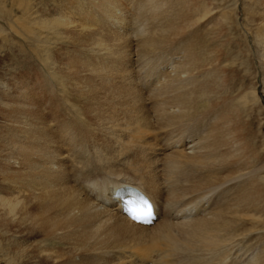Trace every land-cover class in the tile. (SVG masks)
I'll list each match as a JSON object with an SVG mask.
<instances>
[{
    "label": "bare ground",
    "instance_id": "obj_1",
    "mask_svg": "<svg viewBox=\"0 0 264 264\" xmlns=\"http://www.w3.org/2000/svg\"><path fill=\"white\" fill-rule=\"evenodd\" d=\"M0 1V264H264L260 91L246 62L240 88H224V29L202 53L182 38L209 2L178 0L161 19L160 0ZM242 2L264 47V0ZM132 5L151 17L134 22ZM26 49L28 68L13 61ZM122 183L153 196L152 225L111 199Z\"/></svg>",
    "mask_w": 264,
    "mask_h": 264
},
{
    "label": "rangeland",
    "instance_id": "obj_2",
    "mask_svg": "<svg viewBox=\"0 0 264 264\" xmlns=\"http://www.w3.org/2000/svg\"><path fill=\"white\" fill-rule=\"evenodd\" d=\"M7 1H9V6L8 7H10L11 6V3H10L11 0H7ZM133 1L139 2L140 0L139 1L138 0H133ZM202 1L209 2V5L210 4L212 5L211 8H213L212 9L213 11H210V13L208 14V16H204L201 19L197 18V20L195 21L196 23L192 26L193 28H191L189 30L190 31L189 33H192V34H190V35H184L182 38L183 39L185 38L184 40H191V39L192 40H195V37H196V41H199L200 43H202V44H200L201 45V48L199 47V49L196 50V52L197 53H202L204 51L206 45L208 44L207 43V40H209L211 38V36L214 35V34L211 35L212 30L214 28L224 29L223 36L220 38V40H224V39H227V38H230L231 37L229 39L230 41H228L229 44H230V47L227 50L228 52H227L226 60H228L227 61L228 64H230L231 66H235V67H233V69H235V71L232 70V69H230V70L232 72V74H231L232 77H235L236 78V79H234L235 81L233 79L230 80V82L233 80V84L232 85L229 82V83H227L228 85H226L224 88H232V86H233V88H236L237 90H238V88H240V81H241L240 76L242 75V73H244L243 72L244 69H243L242 62H244V63L246 62L245 63L246 64V70L250 73V75H248V77L245 80V82H246V88L247 87L249 88L251 86L250 83L253 80H254V82H256V88L260 91L259 92V94H260V98H259L260 105L262 107H264V73H263L264 72V51H263L264 50V47L262 46V44L257 45L258 44L257 43L258 39L256 41L249 34H247L246 32H244V30L241 27V24L243 23V18H244V15L242 14V11H243V2L242 1L243 0H202ZM177 3H178V0H160V8L158 10L160 12V18L162 17L161 19H163L164 16L166 15V13L164 11H169V14L170 13L171 14H174L176 7H178L177 6ZM0 4H2L1 1H0ZM252 5H250L248 3V12H249V16L250 17L253 14H255V16H257L258 14H260V11H261V8H259V6H256L254 4H252ZM170 7H172V8H170ZM214 7H216V9ZM129 8L130 9L127 10V13H129V15H130L129 18L134 15L133 16L135 18L134 22L136 20H138V19H139V21H142V20L144 21L145 19L151 17L149 15L150 12H148L146 10L139 13L138 12L139 10H136V8L134 7V5H132V8L131 7H129ZM136 12L139 13V15H137ZM16 13H18V12H16ZM142 15L144 17H142ZM1 21L2 20H1V17H0V26L2 25V22H3V21L2 22ZM1 30H3L4 33H7V34H11L12 31H13V30H10L9 27H7V28L1 27ZM197 33L199 35H195ZM19 36H21V35L16 34V33H12L10 37L11 38H14V40H18V39L21 40L20 38H18ZM254 41L257 44H255ZM237 44H239V45H237ZM20 45H22L23 47H26V46H28V42H22V40H21ZM25 52H26L25 55H20V56L15 57L13 61L24 62L25 63V66L28 68V64H29L28 62H30V56L27 55V53L28 54H30V53H29V51L27 49H26ZM240 52H242V54ZM243 54H245V55L243 56ZM250 54L252 56H250ZM261 55H263V56H261ZM9 57H11V56H10V54L8 52H4V55H0V66ZM133 58H136V57L133 55ZM26 60H28V61L25 62ZM252 60H254V61H252ZM260 60H262V61H260ZM250 62L251 63L254 62V63L251 65ZM261 62H262V64H261ZM231 63L232 64L234 63V64L232 65ZM34 66H35V70L38 71L39 64H34ZM40 69H41V67H40ZM250 70H251V72H250ZM47 74H48V76H47ZM41 77H42L41 79L43 81H45L42 84L43 86H45V87L47 85L49 86L50 83H51V81H52V79H54L53 82L56 83V87L58 86L57 88H62L60 86L61 85L60 84L61 81L59 80V78L57 76L54 78V75L53 76L50 75L49 72L43 71V73H42V71H41ZM44 77L45 78L48 77V78L45 79ZM49 77H51L52 79H50ZM232 77H230V78H232ZM56 80H57V82H56ZM49 88H51V87H49ZM237 90H235L233 93L237 94L238 93ZM249 92H251V91H249ZM235 94H233V96ZM239 98H240V96L238 98H236L235 100L238 101ZM251 102H252L251 104L254 106L255 105V102H253L252 99H251ZM255 107H257L255 109L258 110V106L255 105ZM160 140H161V142H163V136L160 137ZM253 244H257V243L254 242Z\"/></svg>",
    "mask_w": 264,
    "mask_h": 264
},
{
    "label": "snow or ice",
    "instance_id": "obj_3",
    "mask_svg": "<svg viewBox=\"0 0 264 264\" xmlns=\"http://www.w3.org/2000/svg\"><path fill=\"white\" fill-rule=\"evenodd\" d=\"M135 199H138L140 207L136 210L129 208V213L133 219H142L145 215L150 214V205L148 201L141 194H133ZM135 199L128 201V204H133Z\"/></svg>",
    "mask_w": 264,
    "mask_h": 264
}]
</instances>
